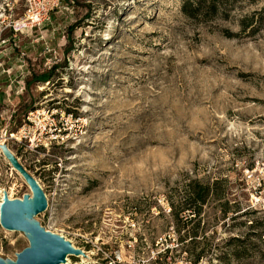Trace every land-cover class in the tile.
<instances>
[{
	"label": "rangeland",
	"instance_id": "1",
	"mask_svg": "<svg viewBox=\"0 0 264 264\" xmlns=\"http://www.w3.org/2000/svg\"><path fill=\"white\" fill-rule=\"evenodd\" d=\"M48 1L0 0L3 195H32L9 153L67 264H264V0ZM28 245L0 225L3 260Z\"/></svg>",
	"mask_w": 264,
	"mask_h": 264
},
{
	"label": "water",
	"instance_id": "2",
	"mask_svg": "<svg viewBox=\"0 0 264 264\" xmlns=\"http://www.w3.org/2000/svg\"><path fill=\"white\" fill-rule=\"evenodd\" d=\"M13 167L26 181L31 190V197L24 195L21 198L9 199L3 196L0 204V225L7 230H16L25 233L29 245L16 254L12 262H6L0 257V264H63L67 255H79L82 251L75 249L62 236L42 228L31 217L47 208L45 194L37 180L7 154Z\"/></svg>",
	"mask_w": 264,
	"mask_h": 264
},
{
	"label": "built area",
	"instance_id": "3",
	"mask_svg": "<svg viewBox=\"0 0 264 264\" xmlns=\"http://www.w3.org/2000/svg\"><path fill=\"white\" fill-rule=\"evenodd\" d=\"M53 4L52 1L49 2L48 0L42 2L40 0H28V8L18 25L24 27L39 26L47 18ZM12 30L16 31L17 29L13 28Z\"/></svg>",
	"mask_w": 264,
	"mask_h": 264
},
{
	"label": "trees",
	"instance_id": "4",
	"mask_svg": "<svg viewBox=\"0 0 264 264\" xmlns=\"http://www.w3.org/2000/svg\"><path fill=\"white\" fill-rule=\"evenodd\" d=\"M230 0H185L182 5V9L186 14L195 15L202 12L203 14H217L219 8L228 4ZM248 2H256L259 0H246ZM210 188V187H206ZM198 197L201 193L196 192Z\"/></svg>",
	"mask_w": 264,
	"mask_h": 264
},
{
	"label": "bare ground",
	"instance_id": "5",
	"mask_svg": "<svg viewBox=\"0 0 264 264\" xmlns=\"http://www.w3.org/2000/svg\"><path fill=\"white\" fill-rule=\"evenodd\" d=\"M21 175V174H20ZM26 182V181H25ZM0 196H1V199H0V204H1V201H2V197L4 196L3 195V193H4V189H2V190H0ZM8 198H9V196H8V194L6 195ZM11 196V195H10ZM9 199H12V198H9ZM73 246V245H72ZM74 248H75V246H73ZM68 261H69V257H66V259H65V263L64 264H67L68 263Z\"/></svg>",
	"mask_w": 264,
	"mask_h": 264
}]
</instances>
